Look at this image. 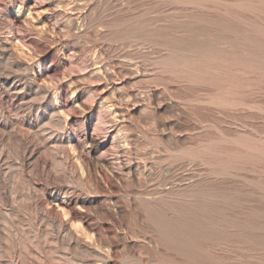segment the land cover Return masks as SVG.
<instances>
[{"label":"rangeland","instance_id":"1","mask_svg":"<svg viewBox=\"0 0 264 264\" xmlns=\"http://www.w3.org/2000/svg\"><path fill=\"white\" fill-rule=\"evenodd\" d=\"M0 264H264V0H0Z\"/></svg>","mask_w":264,"mask_h":264}]
</instances>
